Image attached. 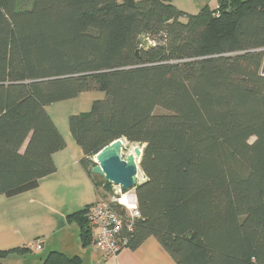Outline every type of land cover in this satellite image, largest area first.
Returning <instances> with one entry per match:
<instances>
[{"label": "trees", "instance_id": "16d2710c", "mask_svg": "<svg viewBox=\"0 0 264 264\" xmlns=\"http://www.w3.org/2000/svg\"><path fill=\"white\" fill-rule=\"evenodd\" d=\"M263 61L264 0L196 14L168 0H0V195L54 172L65 142L46 107L97 91L68 119L88 175L114 140L143 146L126 246L154 237L177 264H264ZM87 209L67 217L82 245Z\"/></svg>", "mask_w": 264, "mask_h": 264}, {"label": "crops", "instance_id": "0c3cea01", "mask_svg": "<svg viewBox=\"0 0 264 264\" xmlns=\"http://www.w3.org/2000/svg\"><path fill=\"white\" fill-rule=\"evenodd\" d=\"M168 1L183 12L196 14L204 7L216 9L220 0ZM102 96L97 91L84 92L46 107L65 147L52 156L54 172L35 188L11 197L0 195V251H9L0 256V264H43L51 252L76 256L80 264H177L154 237L134 249L126 246L105 256L91 240L82 245L77 220L67 218L101 199L100 189L80 163L83 152L72 137L68 119L88 112L92 101ZM34 240L40 241V250L29 246Z\"/></svg>", "mask_w": 264, "mask_h": 264}, {"label": "built area", "instance_id": "2783aa9c", "mask_svg": "<svg viewBox=\"0 0 264 264\" xmlns=\"http://www.w3.org/2000/svg\"><path fill=\"white\" fill-rule=\"evenodd\" d=\"M93 160L95 161V155ZM118 191L119 198L113 201L118 205V209H114L110 203L105 204L99 199L89 205L86 210V218L91 229L90 240L105 256H113L126 247L127 242L122 237V232L123 230L130 231L134 220L139 217L134 195L130 197L128 192H123L120 188ZM29 246L34 250L41 249L39 240L30 242ZM250 264H256L254 257L251 258Z\"/></svg>", "mask_w": 264, "mask_h": 264}, {"label": "water", "instance_id": "95a60500", "mask_svg": "<svg viewBox=\"0 0 264 264\" xmlns=\"http://www.w3.org/2000/svg\"><path fill=\"white\" fill-rule=\"evenodd\" d=\"M139 41L144 48L152 46V43L143 34L140 35ZM260 72L264 75V61ZM128 143L131 142L121 138L103 147L95 154V164L91 169L92 173L102 176L106 182L120 186L123 192L135 190V187L140 184L137 174L143 146H132L131 152L124 153L123 150L127 149Z\"/></svg>", "mask_w": 264, "mask_h": 264}, {"label": "rangeland", "instance_id": "374dc122", "mask_svg": "<svg viewBox=\"0 0 264 264\" xmlns=\"http://www.w3.org/2000/svg\"><path fill=\"white\" fill-rule=\"evenodd\" d=\"M162 110L156 109L155 113H160ZM254 138L250 139V142H252ZM138 145L141 147L140 144L138 143H128L127 149H124L123 152L127 153L128 150L131 149L132 146ZM130 148V149H129ZM138 182L141 183L144 180L143 174L140 169H138ZM91 177L95 181V183L98 185V188L100 189V196H101V201H103L105 204H111L115 199L117 200L119 198V191L118 189L120 188L119 186H115L112 183L106 182L104 178L96 173H91ZM119 187V188H118ZM130 194H134V189H131L128 191Z\"/></svg>", "mask_w": 264, "mask_h": 264}, {"label": "bare ground", "instance_id": "6f19581e", "mask_svg": "<svg viewBox=\"0 0 264 264\" xmlns=\"http://www.w3.org/2000/svg\"><path fill=\"white\" fill-rule=\"evenodd\" d=\"M129 149H130V148H129ZM132 149H133V147H131V149H130V150H128V151H129V152H131V151H132ZM130 197H133L131 193H130Z\"/></svg>", "mask_w": 264, "mask_h": 264}]
</instances>
